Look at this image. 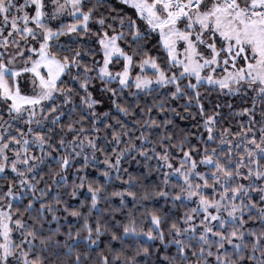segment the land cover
I'll return each mask as SVG.
<instances>
[{
	"label": "snow or ice",
	"instance_id": "6c2138e0",
	"mask_svg": "<svg viewBox=\"0 0 264 264\" xmlns=\"http://www.w3.org/2000/svg\"><path fill=\"white\" fill-rule=\"evenodd\" d=\"M0 264H264V0H0Z\"/></svg>",
	"mask_w": 264,
	"mask_h": 264
},
{
	"label": "trees",
	"instance_id": "16d2710c",
	"mask_svg": "<svg viewBox=\"0 0 264 264\" xmlns=\"http://www.w3.org/2000/svg\"><path fill=\"white\" fill-rule=\"evenodd\" d=\"M114 4H119V0H114ZM120 7H123V5H120ZM62 39H66V38H62ZM205 99L203 101V103L205 104V106L207 108H212L215 104L219 103L221 105V108L219 109L221 116L220 119L222 120V122L224 124H228L230 121H236V120H242L245 119V117L242 116H235L233 110L234 109H238L242 106H245L244 101H242L240 98L238 97H228V96H218V94L216 92H212L211 94L205 93ZM227 104H231V108H229L227 106ZM178 111H180V109H178ZM197 119H199V117H197ZM177 122L178 124L181 126V128L186 129V130H191L193 132L197 131V129L195 127H193V123L194 121L191 120H179L177 118ZM131 123V121L129 120V124ZM233 127H236V124L233 122L232 124ZM99 155V154H98ZM102 159V157H101ZM152 164H155V161L150 162ZM49 165H51V168L54 169L55 168V161L54 160H46L44 165H41L39 167V171L43 172V179L41 180V183L39 185V187H44L45 183L48 184H52V172L50 171ZM126 167H128L129 172L133 173L134 175L140 176L141 174H144L146 172V169L144 167V164H136L135 162H128L126 165ZM70 172L72 170H69ZM89 171H95L94 169H89ZM155 176V172L152 173L151 176H149V181L152 180V178ZM55 179H59L58 176L55 177ZM117 185L120 183L119 181L115 182ZM51 193L53 195H55L57 192L63 193V188H56L55 184H52V188H51ZM29 194L25 193V197L27 198ZM37 195H39V193H37ZM65 199H69V203L71 204H77L78 203V199L77 200H72L68 197H64ZM149 207H153V206H161L163 205V201H160L159 198H154L152 201H146L145 202ZM165 210L167 209V205H164ZM74 218L69 217V220H73ZM105 239V238H102ZM115 243V242H114ZM158 243V242H157ZM101 247H103V245H101Z\"/></svg>",
	"mask_w": 264,
	"mask_h": 264
}]
</instances>
